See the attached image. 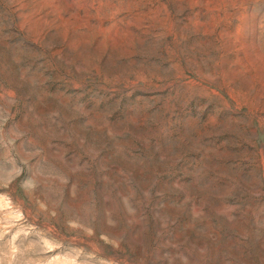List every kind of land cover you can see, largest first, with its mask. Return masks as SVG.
Returning a JSON list of instances; mask_svg holds the SVG:
<instances>
[{
  "label": "rangeland",
  "instance_id": "374dc122",
  "mask_svg": "<svg viewBox=\"0 0 264 264\" xmlns=\"http://www.w3.org/2000/svg\"><path fill=\"white\" fill-rule=\"evenodd\" d=\"M0 264H264V0H0Z\"/></svg>",
  "mask_w": 264,
  "mask_h": 264
}]
</instances>
